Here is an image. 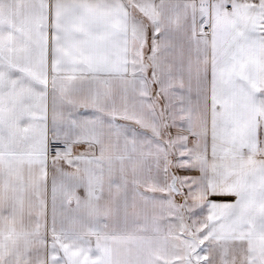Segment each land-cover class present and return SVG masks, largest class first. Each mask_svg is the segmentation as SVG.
I'll use <instances>...</instances> for the list:
<instances>
[{
	"label": "snow or ice",
	"instance_id": "6c2138e0",
	"mask_svg": "<svg viewBox=\"0 0 264 264\" xmlns=\"http://www.w3.org/2000/svg\"><path fill=\"white\" fill-rule=\"evenodd\" d=\"M0 264H264V0H0Z\"/></svg>",
	"mask_w": 264,
	"mask_h": 264
}]
</instances>
